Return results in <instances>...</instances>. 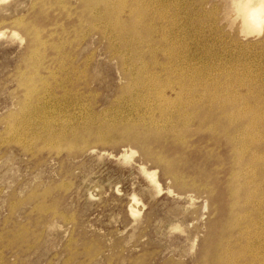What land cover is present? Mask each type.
Instances as JSON below:
<instances>
[{"label": "rangeland", "instance_id": "obj_1", "mask_svg": "<svg viewBox=\"0 0 264 264\" xmlns=\"http://www.w3.org/2000/svg\"><path fill=\"white\" fill-rule=\"evenodd\" d=\"M124 1L128 7L132 2L131 0H121L122 3ZM142 1L144 0H138L136 5L140 6L142 3L141 9L145 10V15L141 13L142 20L141 18L138 20L141 21V28L138 27L136 30L145 34L148 26L151 25L154 32L151 34V36L153 35L152 40L156 39V41L141 44L142 47L134 46L136 51L141 50L139 53L143 55L142 57L138 53L140 56L139 60L137 59L138 66L146 65L144 72L137 79L145 78L144 81H146L151 77L150 71L152 70L149 63H154L155 59L157 65L164 64V62L165 65L167 63L176 64L177 57L179 58V55L187 50L184 54L191 57L193 84L197 81L193 80L194 78L205 82L209 79L206 83L208 87L212 86L210 92L219 93L220 90V94L226 99L238 97L237 107L242 105V108L244 106V110L250 113V110H253L251 115L261 119L260 124L254 128V130L259 129V132L253 131V134L258 133L256 137H259L255 144L261 145V147L254 153L253 147L249 149L250 154L260 156H258L259 158L255 156L257 160L250 167V170H253L246 177L236 171L232 173L228 152H222L217 147L211 146L210 141H201L200 135H194L192 132L180 135L181 142L180 139L164 133L165 139L161 138V144L158 145L142 136L141 138L136 137L139 134L138 131H142L140 128L142 123L139 122V119L142 118L144 109H136L131 102L121 99L122 88L128 82L123 79L119 55H124L125 51H122L116 40L109 41L110 37L107 33H105L106 36L101 33L104 27L101 28L102 22L100 23V20L95 18L96 10L84 7L80 0H6V2L0 3V30H6L5 36L0 38V264H211L212 257L218 253L216 250L217 238L222 237L226 231L223 229L233 223L235 219L232 216L238 218L239 222L242 221L241 223H244V217L257 222L258 232L264 227V160H262L264 159V137L262 136V134L264 135V48L262 47L264 46L261 43L264 34L242 39L235 16L234 0ZM147 2L149 3L146 4ZM151 3H155L156 8H160V14L163 15L161 19L159 14L152 13L155 10L153 11L149 7ZM127 8L124 10L125 12L122 11L121 19L125 18ZM148 11L149 13H147ZM142 22L146 23V27ZM172 23L175 27L171 25ZM162 24L169 28L170 34L166 33L164 35L165 42L159 43L158 46L157 41L160 39L158 27ZM155 27L157 29L154 30ZM171 27H174L172 33L174 32V35L178 36L177 39L172 40L173 43L169 42V37H172ZM263 27L264 21L260 28L263 29ZM41 30L44 31L41 32ZM11 32H16V36L11 37L9 34ZM169 45L176 50L170 49ZM255 47L256 49H254ZM65 50L68 52L66 53ZM179 50L181 51L179 52ZM162 52H167V56H164ZM172 53H177V56L173 57ZM127 55L129 59L130 53L127 52L125 56L127 57ZM135 58L137 57L135 56ZM27 59L28 61H26ZM128 59H126V67L130 66L132 62L131 59L129 61ZM80 69L83 70L80 71ZM30 71L35 72L31 73ZM153 71L158 72V66ZM18 72L19 74H17ZM164 74L162 72L159 78L166 80V74ZM147 75L148 77H146ZM174 91L177 92V89L174 88ZM51 96H53V100H51ZM61 97L65 99L62 101ZM240 99H245L246 102ZM247 102L250 103L251 108L248 107ZM155 114L158 115L157 112L154 113V116ZM91 118L93 119L91 120ZM125 127H129V132L134 137L128 138L127 133L122 132ZM193 130L194 127L191 125L189 131ZM78 136H81V139ZM116 136H121L122 139ZM112 140L114 142H111ZM121 141L124 142L121 143ZM44 147L45 149H43ZM68 148L69 151H67ZM130 149L135 150V154L130 160L121 157V154H128ZM174 149L178 152L180 150V154ZM110 153L114 154V157ZM58 154L60 155L58 156ZM247 158L248 156H245V163ZM179 159H181V163ZM172 162L174 165L169 172L166 167ZM257 165L261 168H256ZM143 168L145 169L143 170ZM151 170L157 171L156 179L160 183L159 188L152 184L147 175ZM256 174L258 177L254 176ZM235 177L236 179H234ZM243 178H246V181ZM242 181L247 185L239 188L243 184ZM260 183L262 184L260 185ZM158 191L160 192L158 193ZM221 194L225 195L224 199ZM133 196L140 201L138 205H134L140 211L137 220L132 219L127 212L129 200ZM235 196L238 198L235 199ZM250 196L251 198H249ZM227 198H230L228 199L230 201L226 200ZM213 199L215 200L213 201ZM245 199L251 200L248 205L245 204L248 202ZM217 211L220 214H217ZM55 214L56 216H53ZM229 218L231 221L228 220ZM255 219L259 221H255ZM134 221L136 222L134 223ZM195 238L196 240H194ZM236 242L238 244L235 243L230 250L231 255L237 256L244 252V255L241 253L243 258H240L239 263H242V259L249 261L251 247L249 250H244L245 243L241 240ZM261 242L264 243L263 240ZM258 251L260 252H258L260 255L258 259L262 260L259 264H263L264 251L261 249ZM254 264L256 263L254 262Z\"/></svg>", "mask_w": 264, "mask_h": 264}, {"label": "bare ground", "instance_id": "obj_2", "mask_svg": "<svg viewBox=\"0 0 264 264\" xmlns=\"http://www.w3.org/2000/svg\"><path fill=\"white\" fill-rule=\"evenodd\" d=\"M35 1V0H34ZM41 1V0H40ZM60 1V0H59ZM67 1V0H66ZM82 5L84 7H89L93 10H96L97 13H96V19L98 18L100 20V23L102 22V27H104V30L101 32L103 35L106 36L105 33H107L108 37H110L109 41H112L113 39L116 40L118 42V44L120 45L122 51L124 52L125 51V54H127V52L130 53V58L131 59V64L130 66L126 67L127 63H126V59H128V55L127 57L124 55H119V61H120V65H121V71H122V76H123V79L125 81H127L128 83L126 84L125 87L122 88V93H121V99L122 100H127L129 102H131L133 105H135L136 109H139V108H143L144 109V114L143 116H141L142 118L139 119V122L142 123V126L140 127L142 129L139 130V134L136 135L139 136L141 138V136L144 138V139H148L151 141V143L153 144H161V138L163 139L164 136L163 134L164 133H167V134H170V136L172 135L173 137H176L178 138V140L180 139L179 136L184 134V133H187V132H192V134L194 135H200L199 138L200 140H207V141H210L211 143V146H214V147H217L218 149H220L222 152H228V159H230V162H231V165H230V170L232 171V173L234 171H236V173L242 175L243 177H246L247 174H249L251 168L252 167V164H255V160H257L256 158L259 156H257L255 154V157L254 156V152H257L258 148L261 147L260 146H257L255 143H257L256 140H258V138L256 137L258 133L253 134V131H258L257 129L254 130L255 126H258L261 122V119L257 118L256 116H252L251 113L253 110H250V112L248 111H245L244 109V106L242 108V105L241 107H237V103H236V100L238 97H235V99H231V98H227L224 97L223 95L220 94V90H219V93H212L210 92L211 90V87H208L207 85V81L209 80H206L203 81V80H198L197 79H193V80H197L194 84H193V81L191 80V74L193 73L192 72V64L190 62V58L188 57V55H185L184 53L187 51H183V53H181L179 55V52L181 50H179L178 52V55H179V58L177 57V59L179 60H175V63H167L165 65V62L164 64H158L157 65V62L156 59L154 61V63H149L151 65V70L153 71V69H156V67L158 66V72L156 71H150L151 72V77L144 81V79H137L138 77L140 78V74L142 72H144V69L146 68V65H141V66H138L139 64V59L138 57L140 58V56H138V53L136 51V47H139L141 44H146L150 41H156V39L152 40V36L151 34L154 33L153 32V28L152 26H148V30L146 31V33H139L140 30H136L138 27H140V22L141 21H138L140 20L139 18H141L142 14H144V11L143 9H141L143 6H142V3H140L141 5L140 6H137L136 3L138 2V0H131V4L130 6L128 7V4H125V1L124 3L121 2V0H80ZM145 1V0H144ZM142 1V2H144ZM155 1V0H154ZM153 1V2H154ZM1 2H6V0H0V3ZM127 2V1H126ZM152 2V1H151ZM232 2V1H231ZM31 3V2H30ZM36 3V2H35ZM61 3V2H60ZM149 2H147L146 4H148ZM43 4V3H42ZM55 4V3H54ZM58 4V3H57ZM31 5V4H30ZM35 5V4H34ZM64 5V4H63ZM67 5V3H66ZM145 5V4H144ZM162 5V4H161ZM233 5L235 7V16H236V19L238 20V28H239V33L241 34L242 36V39L243 37L244 38H247V37H252V36H261L264 34V27L263 29H261V25L264 21V0H234L233 1ZM52 6V5H51ZM55 6V5H53ZM60 6V5H59ZM142 6V7H141ZM46 7V6H44ZM74 7V6H73ZM128 7V8H127ZM151 10H155L154 12L152 13H157L160 15V19L163 17V15L160 14V8H156V4L155 3H151L150 6ZM51 8V7H50ZM70 8V6H69ZM72 8V7H71ZM127 8V14L124 16L125 18L124 19H121L120 17L121 14L123 13L122 11L126 10ZM145 9H147L145 7ZM233 9V8H232ZM31 10V8H30ZM29 10V11H30ZM47 10V9H46ZM71 11V9H69ZM79 11V9H77ZM82 10V8H81ZM85 10V9H83ZM86 10H88V8H86ZM148 10V9H147ZM166 10V9H165ZM27 11V10H26ZM76 11V9H75ZM90 11V10H89ZM150 11V10H149ZM149 11L147 13H149ZM163 11V10H161ZM28 12V11H27ZM54 12V11H53ZM125 12V11H124ZM55 13V12H54ZM62 13V12H61ZM60 13V14H61ZM142 13V14H141ZM165 13V12H164ZM68 14V13H67ZM76 14V13H75ZM83 14V13H82ZM141 14V15H140ZM156 14V15H157ZM48 16V14H46ZM66 15V14H65ZM73 15V14H72ZM145 15V14H144ZM150 15H153V14H150ZM60 16V15H59ZM89 16V15H87ZM91 16V15H90ZM158 16V15H157ZM235 16H233L235 18ZM19 17V16H18ZM72 17V16H71ZM17 18V17H16ZM23 18V17H22ZM80 18V17H78ZM90 18H93V17H90ZM94 18V19H95ZM138 18V19H137ZM144 18V17H143ZM146 18V17H145ZM144 18V19H145ZM24 19V18H23ZM159 19V18H158ZM84 20V19H83ZM89 20V19H88ZM142 20V18H141ZM150 20V19H149ZM11 21V20H10ZM82 21V19H81ZM92 21V20H91ZM98 21V20H97ZM152 21V19L150 20ZM162 21V20H160ZM173 21V20H172ZM15 22V20L13 21V23ZM84 22V21H83ZM86 22V20H85ZM99 22V21H98ZM149 22V21H148ZM154 22V21H153ZM4 23V22H3ZM12 23V24H13ZM21 23V22H20ZM19 23V24H20ZM26 23H27V20H26ZM34 23V22H33ZM57 23V22H56ZM80 23V22H78ZM77 23V25H79ZM143 23V22H142ZM176 23V22H175ZM1 24V22H0ZM18 24V23H17ZM90 24V23H89ZM92 24V23H91ZM90 24V25H91ZM146 24V23H145ZM143 23V26L145 25ZM150 24V23H149ZM16 25V24H15ZM71 25V24H70ZM154 25V24H153ZM171 25L174 26V23H172ZM12 26V25H11ZM17 26V25H16ZM21 26V24H20ZM19 26V27H20ZM59 26V25H58ZM155 26V25H154ZM153 26V27H154ZM25 27V26H24ZM39 27V26H37ZM76 27V26H75ZM89 27V26H88ZM146 27V25H145ZM175 27V26H174ZM174 27H171V33L174 29ZM23 28V27H22ZM57 28V27H55ZM141 28V27H140ZM7 29V28H5ZM4 29V30H5ZM30 29V28H29ZM41 29V28H40ZM63 29V28H62ZM73 29V28H72ZM83 29V28H82ZM88 29V28H87ZM86 29V30H87ZM95 29V28H94ZM94 29H92L94 31ZM157 29V27L154 28V30ZM169 28L168 27H165L163 24L160 25L158 27V30H160V39H158V46H159V43H162L163 41L165 42L166 40V37L164 36L166 33L169 32L170 34V31L168 30ZM233 29V28H232ZM13 30V29H12ZM67 30V29H66ZM79 30V29H78ZM98 30V29H96ZM143 30V29H142ZM6 31V30H5ZM5 31H1L0 30V38H3L5 36ZM16 31V30H15ZM44 31V30H43ZM41 30V32H43ZM46 31V30H45ZM75 31V30H74ZM144 31V30H143ZM233 31V30H232ZM9 32V31H8ZM18 32V31H17ZM36 32V31H35ZM34 32V33H35ZM60 32V31H58ZM66 32V31H65ZM77 32V31H76ZM89 32V31H87ZM92 32V31H91ZM158 32V31H157ZM16 33V32H15ZM14 32H11L9 33L10 36H16ZM27 33V32H26ZM30 33V32H29ZM46 33V32H45ZM80 33V32H79ZM82 33V32H81ZM80 33V34H81ZM230 33V31H229ZM28 34V33H27ZM40 34V33H39ZM49 34V32H48ZM87 34V33H86ZM91 34V33H90ZM175 33L173 32L172 33V37H169V42L173 43V39H177L178 36L174 35ZM232 34V32H231ZM46 35V34H45ZM44 35V36H45ZM57 35V34H55ZM228 35V34H227ZM19 36V35H18ZM28 36V35H27ZM49 36V35H48ZM62 36V35H61ZM75 36V35H74ZM82 36V35H81ZM87 36V35H86ZM237 36V35H236ZM235 36V37H236ZM52 37V36H51ZM68 37V36H67ZM106 37V38H108ZM36 38V37H35ZM38 38V37H37ZM44 38V37H43ZM53 38V37H52ZM58 38V36H57ZM154 38V37H153ZM227 38V37H226ZM40 39V38H39ZM49 39V38H48ZM66 39V38H64ZM77 39V38H76ZM75 39V41H76ZM80 39V38H79ZM82 39V38H81ZM233 39V38H232ZM33 40V39H32ZM58 40V39H57ZM61 41V39H59ZM168 40V39H167ZM236 40V39H235ZM108 41V40H107ZM108 41V42H109ZM177 41V40H176ZM259 41V40H258ZM262 42V46H264V38L263 40H261ZM30 42V41H29ZM33 42V41H32ZM37 42V41H36ZM58 42V41H57ZM62 42V41H61ZM70 42V41H69ZM113 42V41H112ZM111 42V43H112ZM241 42V41H240ZM243 42V41H242ZM251 42V41H250ZM22 43H23V39H22ZM25 43V42H24ZM38 43V42H37ZM55 43V42H54ZM92 43V42H91ZM115 43V42H114ZM170 43V44H171ZM175 43V42H174ZM179 43V41H178ZM239 43V42H238ZM257 43V42H256ZM39 44V43H38ZM68 44V43H67ZM70 44V43H69ZM110 44V43H109ZM116 44V43H115ZM114 44V45H115ZM151 44V43H150ZM153 44V43H152ZM236 44V43H234ZM248 44V43H247ZM253 44V43H252ZM260 44V43H258ZM59 45V44H58ZM149 45V44H148ZM155 45V43H154ZM165 45V44H164ZM174 45V44H173ZM231 45V44H229ZM233 45V44H232ZM231 45V46H232ZM255 45V44H254ZM261 45V44H260ZM259 45V46H260ZM47 46V45H46ZM64 46V45H62ZM72 46V45H71ZM112 46V45H111ZM156 46V45H155ZM154 46V47H155ZM161 46V45H160ZM183 46V45H182ZM247 46V45H246ZM257 46V44H256ZM44 47V46H43ZM66 47V46H65ZM87 47V46H86ZM142 47V46H140ZM170 47V45H169ZM180 47V46H179ZM119 48V47H118ZM144 48V47H143ZM158 48V47H157ZM155 48V49H157ZM174 48V47H173ZM170 47V49H173ZM229 48V47H227ZM235 48V47H234ZM238 48V47H237ZM249 48V47H248ZM264 48V47H262ZM28 49V47H27ZM83 49V48H81ZM117 49V48H115ZM149 49V48H148ZM147 49V50H148ZM151 49V47H150ZM163 49V48H162ZM166 49V48H165ZM169 49V48H168ZM180 49V48H179ZM226 49V47H225ZM245 49V48H244ZM256 49V47L254 48ZM29 50V49H28ZM47 50V49H46ZM52 50V49H51ZM84 50V49H83ZM113 50H114V47H113ZM146 50V51H147ZM152 50V49H151ZM159 50V49H158ZM174 50H176L174 48ZM197 50V49H196ZM240 50V49H239ZM242 50V49H241ZM247 50V49H246ZM261 50V49H260ZM35 51V50H33ZM42 51V50H41ZM54 51V50H53ZM63 51V50H62ZM80 51V49H79ZM153 51V50H152ZM162 51V50H160ZM168 51V50H167ZM169 51H173V50H169ZM30 52V51H29ZM28 52V54H29ZM60 52V51H59ZM66 52V50H65ZM68 52V51H67ZM66 52V53H67ZM120 52V51H119ZM150 52V51H149ZM159 52V51H158ZM164 52V51H163ZM162 52V53H163ZM174 52V51H173ZM218 52V51H217ZM224 52V51H223ZM226 52V51H225ZM248 52V50H247ZM253 52V51H252ZM27 53V52H26ZM100 53V52H99ZM146 53V52H145ZM153 53V52H152ZM190 53V52H189ZM212 53V52H211ZM222 53V52H221ZM110 54V53H109ZM141 54V53H139ZM147 54V53H146ZM166 54H168L167 52L163 53L164 56H167ZM171 54V52H170ZM169 54V55H170ZM173 54V53H172ZM226 54V53H225ZM228 54V53H227ZM241 54V53H240ZM252 54V53H251ZM262 54V53H261ZM260 54V55H261ZM56 55H57V52H56ZM55 55V56H56ZM142 55V54H141ZM150 55V54H149ZM198 55V54H196ZM51 56V55H49ZM60 56V55H59ZM58 56V57H59ZM67 56V55H66ZM112 56V55H111ZM118 56V55H116ZM135 56L137 58H135ZM153 56H154V53H153ZM173 57H176L177 56V53H174L172 55ZM171 56V57H172ZM249 56H252V55H249ZM28 57V55H27ZM30 57V56H29ZM113 57V56H112ZM143 57V55H142ZM156 57V56H155ZM48 58V57H47ZM76 58V57H75ZM79 58V57H78ZM87 58V57H85ZM90 58V57H89ZM148 58V57H146ZM152 58V57H151ZM218 58V57H217ZM53 59V58H52ZM72 59V58H71ZM70 59V60H71ZM77 59V58H76ZM128 59V61H129ZM136 59V60H135ZM138 59V60H137ZM150 59V57H149ZM168 59V58H167ZM167 59H166V62H167ZM243 59V58H242ZM247 59V58H246ZM245 59V61H246ZM23 60V59H22ZM51 60V58H50ZM61 60V59H60ZM75 60V59H74ZM114 60V59H113ZM135 60V61H134ZM146 60V59H145ZM153 60V59H152ZM169 60V59H168ZM228 60V59H227ZM252 60V59H251ZM28 61V59L26 60ZM25 61V62H26ZM46 61V60H45ZM138 61V63H137ZM151 61V59H150ZM159 61V60H158ZM177 61V62H176ZM23 62V61H22ZM30 62V61H29ZM48 62V60H47ZM60 62V61H59ZM70 62V61H69ZM77 62V60H76ZM82 62V61H81ZM169 62V61H168ZM170 62H172L170 60ZM21 63V62H19ZM56 63V62H55ZM55 63H54V66H55ZM58 63V62H57ZM24 64V63H23ZM37 64V63H36ZM45 64V63H44ZM49 64V63H48ZM65 64V63H64ZM69 64H72V63H69ZM68 64V65H69ZM87 64V63H86ZM52 65V64H51ZM238 65V64H237ZM236 65V66H237ZM246 65V64H245ZM19 66V65H18ZM25 66V65H24ZM58 66V65H57ZM66 66V65H65ZM77 66V65H76ZM87 66V65H86ZM28 67V66H27ZM61 67V65H60ZM59 67V68H60ZM79 67V66H78ZM26 68V67H25ZM57 68V67H56ZM149 68V67H148ZM227 68V67H226ZM230 68V67H229ZM27 69V68H26ZM30 69V68H28ZM64 69V68H63ZM77 69V67H76ZM223 69V67H222ZM23 70V69H21ZM35 70V69H34ZM41 70V69H40ZM65 70V69H64ZM75 70V69H74ZM83 70V69H82ZM80 69V71H82ZM148 70V69H147ZM220 70V69H219ZM234 70V69H233ZM237 70V69H236ZM44 71V70H43ZM47 71V70H45ZM67 71V69H66ZM31 72V71H30ZM35 72V71H33ZM31 72V73H33ZM49 72V71H48ZM147 72V71H146ZM149 72V73H150ZM165 73L166 76V80H163V79H160L159 77L161 76V73ZM212 72V71H211ZM226 72V71H225ZM223 72V73H225ZM228 72V71H227ZM30 73V74H31ZM68 73V71H67ZM84 73V72H83ZM231 73V72H229ZM263 73V72H262ZM15 74V73H14ZM19 74V72L17 73ZM21 74V73H20ZM46 74V73H44ZM80 74V73H79ZM86 74V73H85ZM84 74V76H85ZM146 74V73H145ZM164 74V75H165ZM197 74V73H196ZM209 74V73H208ZM218 74V73H217ZM143 75V74H142ZM234 75V74H233ZM16 76V75H15ZM163 76V75H162ZM229 76V75H228ZM23 77V76H21ZM60 77V76H59ZM145 77V76H144ZM148 77V75L146 76ZM195 77V76H194ZM197 77V76H196ZM202 77V76H201ZM30 78V77H29ZM51 78V77H50ZM56 78V77H55ZM75 78V77H74ZM79 78V77H78ZM84 78V77H83ZM95 78V77H94ZM217 78V77H216ZM233 78V77H232ZM21 79V78H20ZM35 79H38V78H35ZM49 79V78H48ZM62 79V78H61ZM76 79V78H75ZM158 79V80H157ZM202 79V78H201ZM205 79V78H204ZM229 79V78H228ZM239 79V78H238ZM82 80V79H80ZM86 80V79H85ZM94 80V79H93ZM122 80V79H121ZM241 80V79H240ZM53 81V80H52ZM68 81V80H67ZM87 81V80H86ZM227 81V80H226ZM217 82V81H216ZM215 82V83H216ZM237 82V81H236ZM252 82V81H251ZM18 83V82H17ZM32 83V82H30ZM69 83V82H68ZM219 83V82H218ZM20 84V83H19ZM211 84V83H210ZM227 84V83H226ZM17 85V84H16ZM45 85V84H44ZM68 85V84H67ZM245 85V84H244ZM26 86V85H25ZM30 86V85H29ZM34 86V85H33ZM83 86V85H81ZM122 86V85H121ZM120 86V87H121ZM217 86V84H216ZM231 86V85H230ZM32 87V86H31ZM35 87V86H34ZM57 87V86H56ZM55 87V88H56ZM73 87V86H72ZM79 87V86H78ZM84 87V86H83ZM88 87V86H87ZM119 87V86H118ZM119 87V88H120ZM219 87H223V86H219ZM218 87V88H219ZM226 87V86H225ZM245 87V86H244ZM16 88V87H15ZM23 88V87H22ZM53 88V87H52ZM80 88V87H79ZM118 88V89H119ZM174 88L177 89V92L174 91ZM228 88V86H227ZM226 88V89H227ZM248 88H251V87H248ZM71 89V88H70ZM75 89H76V86H75ZM217 89V88H216ZM215 89V91L217 92V90ZM254 89V88H253ZM263 89V88H262ZM262 89H259L262 91ZM223 90V89H222ZM225 90V89H224ZM223 90V91H224ZM14 91V89H13ZM84 91V90H83ZM91 91V90H90ZM212 91V90H211ZM230 91V89H229ZM24 93V92H23ZM57 93V92H56ZM72 93V92H71ZM78 93V92H77ZM227 93V92H226ZM231 93V92H230ZM229 93V94H230ZM247 93V92H246ZM248 93H250L248 91ZM247 93V95H248ZM261 93V92H260ZM263 93V92H262ZM261 93V94H262ZM18 94V93H17ZM22 94V92H21ZM76 94V93H75ZM81 94V93H80ZM87 94V93H86ZM89 94V92H88ZM223 94V92H222ZM255 94V93H253ZM252 94V95H253ZM260 94V95H261ZM264 94V93H263ZM82 95V94H81ZM228 95V94H227ZM235 95V94H234ZM72 96V95H71ZM79 96V95H78ZM244 96V95H243ZM263 96V95H262ZM35 97V96H34ZM80 97V96H79ZM120 97V96H119ZM233 97V95H232ZM241 97V96H240ZM260 98V96H258ZM23 98H24V95H23ZM40 98V97H39ZM76 98V97H75ZM242 98V97H241ZM255 98V97H254ZM263 99V97H261ZM60 99V98H59ZM65 98L64 97H61L60 100H64ZM246 99V98H245ZM245 99H240V100H245ZM253 99V98H252ZM51 100H53V96H51ZM144 100V102H143ZM264 100V99H263ZM21 101V100H20ZM75 101V100H74ZM120 101V100H118ZM117 101V102H118ZM238 101H239V98H238ZM76 102V101H75ZM148 102V103H147ZM246 102V100L244 101ZM243 102V103H244ZM264 102V101H263ZM262 102V103H263ZM22 103V102H21ZM20 103V104H21ZM256 102H254L255 104ZM84 104V103H83ZM127 104V103H126ZM247 104H249L248 107H250V103L247 102ZM258 104V103H257ZM245 105V104H244ZM256 105V104H255ZM254 105V106H255ZM34 106V105H33ZM240 106V105H239ZM264 106V105H263ZM94 107V106H93ZM246 107V106H245ZM257 107V106H256ZM261 107V106H260ZM73 108V107H72ZM251 108V107H250ZM259 108V107H258ZM74 109V108H73ZM72 109V111H73ZM255 109V108H254ZM261 109V108H260ZM87 110V109H86ZM249 110V109H248ZM136 111V110H135ZM158 113V115L154 116V113ZM259 112V110H258ZM20 113V112H19ZM254 113V112H253ZM255 113H256V110H255ZM11 114V113H10ZM76 114V113H75ZM262 114V113H261ZM23 115V113H22ZM12 116V114H11ZM10 116V118H11ZM100 116V115H99ZM258 116V115H257ZM17 117V116H16ZM261 117V116H260ZM264 117V116H263ZM72 118V117H71ZM74 118V117H73ZM84 118V117H83ZM99 118V117H98ZM102 118V117H101ZM93 118H91L92 120ZM13 120V119H12ZM16 120V119H15ZM142 121V122H141ZM10 122V121H9ZM74 122V121H73ZM80 122V121H79ZM11 123V122H10ZM17 123V122H16ZM76 123V122H75ZM74 123V124H75ZM139 123V125H141ZM40 124V123H39ZM53 124V123H52ZM101 124V123H100ZM135 124V123H134ZM133 124V125H134ZM55 125V123H54ZM65 125V123H64ZM70 125V124H69ZM78 125V124H77ZM104 125H105V122H104ZM129 125V124H127ZM137 125V124H136ZM191 125H193L194 127V130L193 131H189V127H191ZM11 126V125H10ZM71 126V125H70ZM99 126V125H98ZM75 127V126H74ZM101 127V126H100ZM106 127V125H105ZM122 127V126H121ZM120 127V128H121ZM132 127V126H131ZM136 127V126H135ZM8 130H9V127H7ZM11 128V127H10ZM78 128V126H77ZM76 128V129H77ZM97 128V127H96ZM95 128V129H96ZM107 128V127H106ZM117 128V127H115ZM139 128V126H138ZM21 129V128H20ZM103 129V128H102ZM111 129V127H110ZM118 129V128H117ZM133 129V127H132ZM262 129V128H261ZM56 130V129H55ZM98 130V129H96ZM100 130V129H99ZM104 130V129H103ZM109 130V129H108ZM112 130V129H111ZM116 130V129H115ZM264 130V129H263ZM10 131V130H9ZM60 131V130H59ZM70 131V130H69ZM82 131V130H80ZM94 131V130H93ZM102 131V130H101ZM105 131V130H104ZM107 131V130H106ZM120 131V129H119ZM133 131V130H132ZM71 132V131H70ZM97 132V131H96ZM110 133V130L108 131ZM123 133H127V136L128 138L129 137H134V135H131V133L129 132V127H125V129H123L122 131ZM121 132V133H122ZM259 132V131H258ZM56 133V132H55ZM84 133V131H83ZM133 133V132H132ZM135 133V132H134ZM137 133V132H136ZM85 134V133H84ZM190 134V135H192ZM261 134V133H260ZM25 135V134H24ZM72 135V134H71ZM96 135V134H94ZM122 135V134H121ZM125 135V134H124ZM131 135V136H130ZM185 135V134H184ZM183 135V137H185ZM11 136V135H10ZM85 136V135H84ZM109 136V135H108ZM166 136V135H165ZM168 136V135H167ZM169 136V137H170ZM260 136V135H259ZM262 136L264 137V135L262 134ZM55 137V136H54ZM63 137V135H62ZM72 137V136H71ZM76 137V136H75ZM81 136H78V138H80ZM86 137V136H85ZM113 137V136H112ZM116 137H119V136H116ZM125 137V136H124ZM123 137V138H124ZM151 139H149V138ZM182 137V139H183ZM9 138V137H7ZM29 138V137H28ZM45 138H46V135H45ZM61 138V136H60ZM98 139V137H96ZM102 138V137H100ZM104 138V137H103ZM120 139H122V137L120 136L119 137ZM127 138V137H126ZM11 139V138H10ZM71 139V138H69ZM69 139L67 141V143L69 142ZM81 139V138H80ZM137 139V138H136ZM165 139V138H164ZM171 139V138H170ZM189 139V138H188ZM192 139V138H191ZM262 139V137H261ZM5 140V139H4ZM8 140V139H7ZM5 140V141H7ZM65 140V139H64ZM67 140V139H66ZM177 140V139H176ZM190 140V139H189ZM199 140V139H198ZM4 141V142H5ZM10 141V140H9ZM29 141V140H28ZM37 141V140H36ZM42 141V140H41ZM44 141V140H43ZM71 141H74V140H71ZM76 141V140H75ZM79 141V140H78ZM82 141V140H81ZM181 142V139L179 140ZM186 141V140H185ZM184 141V143H185ZM262 141V140H260ZM85 142V141H84ZM111 142H114L113 140ZM124 142V141H121V143ZM142 142V141H141ZM148 142V141H147ZM177 142V141H176ZM6 143V142H5ZM33 143V142H32ZM55 143V142H54ZM89 143V141H88ZM144 143V142H143ZM142 143V144H143ZM182 143V144H184ZM192 143V142H191ZM208 143V142H207ZM31 144V143H30ZM41 144V143H40ZM66 144V143H65ZM104 144V143H103ZM172 144V143H171ZM179 144V143H178ZM181 144V146H182ZM203 144V143H202ZM16 145V144H15ZM29 145V144H28ZM94 145V144H93ZM102 145V143H101ZM105 145V144H104ZM103 145V146H104ZM168 145H170L168 143ZM173 145V144H172ZM177 145V144H176ZM188 145V144H187ZM190 145V144H189ZM198 145V144H197ZM27 146V145H25ZM48 146V145H47ZM80 146V145H79ZM86 146V145H84ZM92 146V145H91ZM96 146V145H95ZM143 146V145H142ZM180 146V145H179ZM177 146V147H179ZM43 147V146H42ZM54 147V146H53ZM123 147V146H122ZM150 147V146H149ZM156 147V146H155ZM160 147V146H159ZM192 147V146H191ZM254 148L253 153L250 154L249 153V149L251 148ZM25 148V147H24ZM36 148V147H35ZM88 148V147H87ZM86 148V149H87ZM110 148V147H109ZM176 148V147H175ZM181 148V147H180ZM45 149V147L43 148ZM48 149V148H46ZM52 149V148H50ZM81 149V148H79ZM93 149V148H92ZM122 149V148H120ZM125 149H128V147ZM159 149V148H158ZM177 149V148H176ZM210 149V148H209ZM10 150V149H9ZM29 150V149H28ZM38 150H39V147H38ZM57 150V149H56ZM63 150V149H62ZM70 149L68 148L67 151H69ZM75 150V149H74ZM78 150V149H77ZM173 150V149H171ZM175 150V149H174ZM186 150V149H185ZM185 150H182V151H185ZM42 151V150H41ZM49 151V150H48ZM53 151V150H52ZM64 151V150H63ZM82 151V150H81ZM92 151V150H91ZM99 151V150H97ZM165 151V150H164ZM177 151V150H175ZM216 151V150H215ZM214 151V152H215ZM260 151V150H259ZM258 151V152H259ZM40 152V151H39ZM102 152V151H101ZM104 152V151H103ZM166 152V151H165ZM172 152V151H171ZM174 152V151H173ZM178 152V151H177ZM34 153V152H33ZM38 153V152H37ZM58 153V152H57ZM106 153V152H105ZM109 153V152H108ZM180 154V150L178 152ZM197 153V152H196ZM260 153V152H259ZM112 155V153H110ZM121 154V153H120ZM135 154V150L132 151L131 149L129 150L128 154H121V157H123L124 159H128L130 160L132 158V156ZM168 154V152H167ZM166 154V155H167ZM195 154V153H194ZM262 154V153H261ZM60 154H58L59 156ZM114 155V154H113ZM112 155V157H114ZM158 155V154H157ZM160 155V154H159ZM172 155V154H170ZM169 155V156H170ZM174 155V154H173ZM70 156V155H69ZM110 156V155H109ZM152 156V155H151ZM169 156H166V157H169ZM184 156V155H183ZM245 156H248V158L246 159L247 162L245 163L244 162V158ZM263 156V155H262ZM261 156V157H262ZM118 157V156H117ZM141 157V156H140ZM160 158V156H158ZM165 157V156H164ZM190 157V156H189ZM260 157V156H259ZM258 157V158H259ZM67 158V157H66ZM71 158V157H69ZM222 158V156H221ZM196 159V157H195ZM75 160V159H74ZM162 160V159H161ZM163 160H166V159H163ZM178 160V159H177ZM180 160V163H181V159ZM264 160V159H262ZM126 161V160H125ZM55 162V161H54ZM57 162V161H56ZM196 162V160H195ZM194 162V163H195ZM134 163V162H133ZM174 162H172L170 165H167L166 167V170H168L169 172H171V168L173 167V164ZM179 163V162H178ZM184 163V162H183ZM186 163V162H185ZM137 164V163H135ZM165 164H167V162H165ZM123 165V164H122ZM140 165V164H139ZM216 165V164H214ZM222 165V164H221ZM143 166V165H142ZM141 167V166H140ZM145 167V165H144ZM216 167V166H215ZM220 167V166H219ZM261 166H258L256 168H258ZM255 166H254V169H256ZM145 168H143L144 170ZM155 170V169H154ZM263 170V169H261ZM132 171V170H131ZM148 171V170H147ZM224 171V170H222ZM226 171V170H225ZM146 172V171H145ZM156 172L157 171H150L149 173H147L150 181L152 182V184L156 187V188H159V182H157V179H156ZM262 172V171H261ZM264 172V171H263ZM174 174V173H173ZM176 174V173H175ZM180 174V173H179ZM218 174V173H217ZM228 174V173H227ZM252 174V173H251ZM263 174V173H262ZM169 175V174H168ZM183 175V174H182ZM185 175V174H184ZM183 175V176H184ZM224 175V174H223ZM233 175V174H232ZM240 175H238V177H240ZM144 176V175H143ZM167 176V175H166ZM172 176H175V175H172ZM171 176V177H172ZM177 176V175H176ZM175 176V177H176ZM182 176V177H183ZM190 176V175H189ZM194 176V175H193ZM192 176V177H193ZM217 176V175H216ZM242 176H241V179H242ZM254 176H257L258 175H254ZM145 177V176H144ZM234 177V176H233ZM174 178V177H173ZM188 178V177H186ZM217 178V177H216ZM215 178V179H216ZM229 178V177H228ZM183 179V178H182ZM185 179V178H184ZM194 179V178H193ZM218 179V178H217ZM236 179V177L234 178ZM240 179V178H239ZM264 179V178H263ZM147 180V179H146ZM187 180V179H186ZM244 181H246V178L244 179ZM254 180V179H253ZM149 181V180H148ZM171 181V180H170ZM177 181V180H176ZM183 181V180H182ZM194 181V180H193ZM217 181V180H216ZM243 182L242 186H239L240 187H245L247 185V183L245 184V182ZM248 181V180H247ZM251 181V180H250ZM260 181V180H259ZM257 181V182H259ZM191 182V181H190ZM225 182V181H224ZM261 182V181H260ZM184 183H186V181L184 180ZM184 183H181L182 185ZM192 183V182H191ZM220 183V182H219ZM241 183V182H240ZM252 183V182H251ZM250 183V184H251ZM65 184V183H64ZM132 184V182H131ZM141 184V183H140ZM149 184V183H148ZM151 184V185H152ZM226 184V183H225ZM228 184V183H227ZM234 184V182H233ZM239 184V183H238ZM262 183H260L261 185ZM57 185V184H56ZM55 185V186H56ZM62 185V184H60ZM126 185V184H125ZM135 185V184H133ZM132 185V186H133ZM175 185V184H174ZM195 185V184H194ZM203 185V184H201ZM229 185V184H228ZM237 185V184H236ZM235 185V186H236ZM255 185V184H253ZM259 185V184H258ZM188 186V185H187ZM185 186V187H187ZM235 186H234V189H235ZM62 187V186H61ZM145 187V186H144ZM201 187V186H199ZM229 187V186H228ZM237 187V186H236ZM250 187V185H249ZM262 187V186H261ZM150 188V187H149ZM179 188V187H178ZM181 188V187H180ZM193 188V187H192ZM208 188V187H207ZM219 188V187H218ZM230 188V187H229ZM254 188V187H253ZM57 189V187H56ZM64 189H65V186H64ZM152 189V187H151ZM260 189V187H259ZM258 189V190H259ZM263 189V188H262ZM47 190V189H46ZM150 190V189H149ZM167 190V189H166ZM170 190V189H169ZM168 190V191H169ZM216 190V189H215ZM214 190V192H215ZM221 190V189H220ZM246 190V189H245ZM250 190V189H249ZM257 190V191H258ZM117 191V190H116ZM172 191V190H171ZM170 191V193H171ZM187 191V190H186ZM66 192V191H65ZM119 192V191H118ZM117 192V193H118ZM129 192V191H128ZM160 191H158L159 193ZM162 192V190H161ZM212 192V193H214ZM255 192V191H254ZM259 192V191H258ZM257 192V193H258ZM51 193V192H50ZM121 193V192H120ZM217 193V192H216ZM238 193V192H237ZM249 193V192H248ZM262 193V192H261ZM42 194V193H41ZM134 194V193H133ZM189 194V193H188ZM191 194V193H190ZM211 194V192H210ZM234 194V193H232ZM231 194V195H232ZM236 194V193H235ZM256 194V193H255ZM255 194H253L255 196ZM259 194V193H258ZM172 195V194H171ZM179 195V194H178ZM177 195V196H178ZM193 195V194H192ZM205 195V194H204ZM222 195V194H221ZM239 195V193H238ZM245 195V194H244ZM247 195V194H246ZM252 195V194H251ZM33 196V195H32ZM217 196V195H216ZM224 196L225 195H222V198L224 199ZM249 196V194H248ZM264 196V195H263ZM46 197V196H45ZM183 197V196H181ZM186 197V196H185ZM190 197V196H189ZM218 197V196H217ZM236 197V196H235ZM247 197V196H246ZM256 197V196H255ZM32 198V197H31ZM131 198V197H130ZM140 198V197H139ZM180 198V197H179ZM192 198V197H191ZM190 198V199H191ZM195 198V197H194ZM215 198V197H214ZM234 198V197H232ZM231 198V199H232ZM238 197H236L235 199H237ZM240 198V197H239ZM248 198V197H247ZM251 198V196L249 197ZM254 198V197H253ZM261 198V197H260ZM193 199V198H192ZM205 199V198H204ZM203 199V200H204ZM230 198H227L226 200H228ZM257 199V198H256ZM197 200V199H195ZM199 200V198H198ZM215 199H213L214 201ZM217 200V199H216ZM240 200V199H239ZM247 200V199H245ZM255 200V199H254ZM129 204L127 206V212H128V215L132 218V219H135L137 220V218L140 216V211L137 210L134 205H138L140 203V201L138 200V198H136L135 196L132 197L131 200H129ZM189 201V200H188ZM230 201V200H228ZM243 201V200H242ZM248 201V200H247ZM251 201V200H249ZM249 201L248 202H245L246 205L249 204ZM253 201V200H252ZM257 201V200H256ZM264 201V200H263ZM237 202V201H236ZM255 202V201H254ZM253 202V203H254ZM260 202V201H259ZM204 203V202H203ZM206 203V202H205ZM225 203V202H224ZM243 203V202H241ZM43 204V203H42ZM146 204V203H145ZM213 204V203H212ZM244 204V205H245ZM255 204V203H254ZM36 205V204H34ZM218 205V204H217ZM240 205V204H239ZM264 205V204H263ZM232 206V205H231ZM241 206V205H240ZM258 206V205H257ZM42 207V205H41ZM211 207V205H210ZM227 207V206H226ZM230 207V206H228ZM237 206H235L236 208ZM249 207V206H248ZM255 208V206H253ZM259 207V206H258ZM261 207V206H260ZM218 208V206H217ZM225 208V207H224ZM238 208V207H237ZM51 209V208H50ZM140 209V208H139ZM231 209V208H230ZM263 209V208H262ZM34 210V209H33ZM46 210V209H45ZM220 210V208H219ZM218 210V211H219ZM256 210V209H255ZM29 211V210H28ZM44 211V210H43ZM52 211V210H51ZM56 211V209H55ZM211 211V209H210ZM217 211V214H220L219 212ZM222 211V209H221ZM245 211V210H244ZM243 211V212H244ZM248 211V210H247ZM48 212V211H47ZM46 212V213H47ZM73 212V211H72ZM226 212V211H225ZM229 212V211H228ZM232 212V211H231ZM229 212V213H231ZM234 212V211H233ZM239 212V211H238ZM249 212V211H248ZM251 212V211H250ZM255 212V211H253ZM32 213V212H31ZM44 213V214H46ZM56 213V212H55ZM60 213V212H59ZM63 213V212H62ZM210 213V212H209ZM237 213V212H236ZM258 213V212H257ZM261 213V212H259ZM33 214V213H32ZM66 214V213H65ZM64 214V215H65ZM216 214V213H215ZM250 214V213H249ZM248 214V216H250ZM210 215V214H209ZM242 215V214H241ZM247 216V212L245 214ZM255 215V214H254ZM253 215V217H254ZM53 216H56L53 215ZM61 216V215H60ZM231 216V215H230ZM244 216V215H243ZM221 217V216H220ZM242 217V216H241ZM258 217H259V214H258ZM257 217V218H258ZM264 217V216H263ZM262 217V218H263ZM233 219H235L234 222L232 224H229V226H227L226 228L225 227H222V228H225L223 230H226L223 234L222 237H218L217 240H218V244H217V249L218 250V253L215 257H212V260H211V264H254V262L256 264H259L262 260L261 259H258V256L259 255V251L258 249H261L264 251V243L260 241L263 240L264 241V227L261 228L260 232H258L257 230L258 227H257V222H254L250 219H248L246 217H244V223H241L238 221V218H234L232 216ZM252 218V217H251ZM256 218V217H255ZM48 219V218H47ZM69 219V218H68ZM217 219V218H216ZM241 219V218H240ZM219 220V219H218ZM223 220V219H222ZM230 220V218L228 219ZM259 221L258 219H255V221ZM212 221V220H210ZM209 221V223H210ZM224 221V220H223ZM231 221V220H230ZM136 221H134L135 223ZM180 223V222H179ZM177 223V224H179ZM190 223V222H189ZM221 223V222H220ZM219 223V224H220ZM229 223V222H227ZM49 224V223H48ZM171 224V222H170ZM191 224V223H190ZM208 224V223H207ZM222 224V223H221ZM242 224V225H241ZM203 225V224H202ZM227 225V224H226ZM60 226V225H59ZM207 226V225H206ZM177 227V226H175ZM179 227V226H178ZM182 227V225H181ZM48 228V227H47ZM51 229V227H50ZM49 229V230H50ZM168 229V228H167ZM221 229V228H220ZM178 230V229H176ZM204 230V229H203ZM223 230L221 231V234L223 233ZM68 231V230H67ZM180 231V230H179ZM41 232V231H40ZM178 232V231H177ZM42 233V232H41ZM186 233V232H185ZM43 234V233H42ZM181 234V233H180ZM206 234V233H205ZM170 235V234H169ZM213 235V234H212ZM218 235H220L218 233ZM197 236V235H196ZM211 236V235H210ZM205 237V236H204ZM209 239H212V238H209ZM68 240V239H67ZM196 240V238L194 239ZM244 242L245 243V246H244V250L245 249H250L251 247V251H250V259L249 261L246 260V259H242V263H239V260L240 258H243V253L244 252H239L240 254H238L237 252V256L234 255L232 256L231 255V249L234 247L235 243L238 244L236 241H239L240 242ZM69 242V241H68ZM205 242V241H204ZM212 242V240H211ZM196 244V243H195ZM242 244V243H241ZM31 245V244H30ZM34 245V244H33ZM190 245V244H189ZM194 245V244H193ZM208 245V244H207ZM202 246V245H201ZM210 246V245H209ZM239 246V245H238ZM243 246V245H242ZM253 246V248H252ZM194 247V246H193ZM197 247V246H196ZM207 247V246H206ZM205 247V248H206ZM216 247V246H215ZM70 248V247H69ZM132 248V247H131ZM188 248V246H187ZM208 248V247H207ZM206 248V249H207ZM31 249V247H30ZM75 249V248H74ZM84 249H86L84 247ZM238 249V248H237ZM188 250V249H187ZM185 250V251H187ZM193 250V248H192ZM205 250V249H204ZM235 250V249H234ZM13 251V250H12ZM72 251V250H71ZM70 251V252H71ZM88 251V250H87ZM194 251V250H193ZM192 251V252H193ZM206 251V250H205ZM208 251V250H207ZM237 251V250H236ZM242 251V250H240ZM262 251V252H263ZM234 252V251H233ZM232 252V253H233ZM249 252V251H248ZM259 252V253H258ZM216 253V252H215ZM246 253V252H245ZM192 254V253H191ZM208 254V253H206ZM205 254V255H206ZM219 254V255H218ZM246 256V255H245ZM92 257V256H91ZM205 257V256H203ZM25 258V257H24ZM71 259V257H69ZM69 258H67L68 260H70ZM248 258V257H247ZM260 258V257H259ZM66 260V259H65ZM64 260V261H65ZM67 260V261H68ZM70 262V261H69ZM264 264V263H263Z\"/></svg>", "mask_w": 264, "mask_h": 264}]
</instances>
